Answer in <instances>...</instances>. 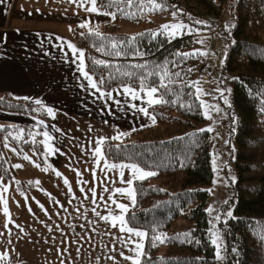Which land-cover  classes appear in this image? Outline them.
I'll return each instance as SVG.
<instances>
[{
    "label": "trees",
    "instance_id": "16d2710c",
    "mask_svg": "<svg viewBox=\"0 0 264 264\" xmlns=\"http://www.w3.org/2000/svg\"><path fill=\"white\" fill-rule=\"evenodd\" d=\"M157 2H162L166 8H183L185 20L191 16L192 23L201 29L214 30L231 14L233 27L226 67L235 73L233 100L237 122L233 137L237 144L238 179L230 199L233 217H229L226 223L221 220L217 224L218 231L223 234V259L220 262L264 264V0ZM108 3L109 0H98V6ZM141 3L147 4V0H136L132 7L123 0L118 6L101 10L116 12L118 19L141 23L148 12L147 7L142 11L139 9ZM118 8L136 15L128 18ZM195 20L205 23L196 24ZM99 32L102 34L100 38L78 27L72 35L86 51L89 73L98 81L104 78V84L100 86L103 91L122 84L138 88L141 75H147V82L157 86L163 69L169 73L165 79L168 90L161 88L157 93L168 102L150 107L156 118L155 124L135 130L121 140H108L104 146L110 162H135L156 172L154 177L163 180L156 185L150 184V178L135 182L137 203L127 215L135 217L132 226L148 232L142 264H217L216 246L211 243L210 236L213 224L206 211L210 197L208 186L214 178L210 133L199 128L205 117L199 100L191 95L195 92L191 86L195 55H178L189 53L187 49L192 38L172 39L164 33L152 37L150 33L154 31L151 30L129 35L122 33L117 25L108 24L104 31ZM134 36L136 39L131 40ZM111 38H116V50L121 51V55L97 51L101 45L105 51H116L111 48ZM94 60L104 63L97 65ZM128 71L135 75L132 78L123 75ZM177 72L179 77L174 75ZM0 111L48 119L45 107L12 95L0 98ZM19 130H23L22 138L16 139ZM29 132L38 133L35 143ZM6 138L12 139L21 153L37 149L43 162L41 133L29 127L0 124V176L15 183L19 189L33 188L35 184L15 178L14 167L5 155ZM153 228L156 232L152 231ZM161 233L166 234L167 239L163 243L157 241L153 246L152 237ZM162 248L165 252L160 254Z\"/></svg>",
    "mask_w": 264,
    "mask_h": 264
},
{
    "label": "crops",
    "instance_id": "0c3cea01",
    "mask_svg": "<svg viewBox=\"0 0 264 264\" xmlns=\"http://www.w3.org/2000/svg\"><path fill=\"white\" fill-rule=\"evenodd\" d=\"M78 2L0 0V97L12 95L33 103L38 99L45 108L52 107L56 112L54 119L49 116L42 119L25 113L0 111V124L32 128L41 133V140L43 131L54 137L52 144L58 149L56 153L45 154L43 147V162L51 168L43 177L57 176V171L63 179L73 173L80 176L86 170L97 174L93 155L97 139L107 137L108 141L118 132L130 134L153 125L150 117L154 115L146 104L140 100L131 102L122 94L121 87L104 91L112 95L110 98L103 97L88 86L87 80L78 71L79 60L67 44L71 42L84 50L85 63L86 51L75 41L73 30L81 23H88L91 27L101 25L104 20L102 14L89 13L78 7ZM131 103L148 107L149 116L135 111ZM41 120L43 125L39 124ZM4 148L16 158L15 165H22L15 167L21 179H33V168L23 157L27 154L33 156L35 151L38 156L31 157L29 161L37 167L39 159L42 163L38 150L31 148L21 153L10 138L5 139ZM13 148L16 151H12ZM100 165L104 162L101 161ZM0 185L8 189L3 195L10 213V218L6 217L3 203H0V255H13L14 264H50L49 257L54 253L52 247L65 239L54 234L55 231L68 234L63 223L75 220L71 217V203L66 205L70 201V188L48 187L45 189L46 200H40L44 188H37L27 195L15 183L1 176ZM97 188L103 190L101 187L89 189L97 193ZM84 190L78 193L83 194ZM52 194L56 197L47 201ZM57 197L62 200H57ZM79 205L82 210V205ZM94 255L95 252H92L89 262Z\"/></svg>",
    "mask_w": 264,
    "mask_h": 264
},
{
    "label": "rangeland",
    "instance_id": "374dc122",
    "mask_svg": "<svg viewBox=\"0 0 264 264\" xmlns=\"http://www.w3.org/2000/svg\"><path fill=\"white\" fill-rule=\"evenodd\" d=\"M159 3V2H158ZM176 11L177 16L174 18L172 12ZM183 8H166L163 10L149 11L146 14V19L141 23H133L128 20L118 19L116 17L113 20L110 16L103 15V22L101 25L91 26L93 30L104 31L106 25H117L122 33L135 35L146 30H151L154 32H159L160 28L164 24H172L183 21L185 24L189 25L191 31L184 30L182 33H178L175 37L169 36L166 32L164 34L168 35L172 39L180 37H191L192 42L187 49L189 53H193L195 50L199 49L203 52H207V55H195V71L193 75V82L198 81L199 86L208 93L207 95L201 96V99L206 101L211 105H218L220 108L219 112L212 110L210 115L211 119L207 118L205 115V120L200 124L199 128L207 130L212 128L210 133V151L212 153V165L213 160L216 161V170H214V178L212 183L208 186L210 191L209 201L207 203L206 209L209 206H213L216 209L211 215L212 224L215 223V228L217 229V224L224 220L226 221L229 217L226 216V212L231 210L233 212V204L231 203V195L233 191V185L238 179V172L236 167L235 156L237 152V144L233 137V129L235 128L237 122V111L233 100V88H234V77L235 73L227 69V56L229 48V37L232 36L233 21L231 14L227 15L225 20L214 30L201 29L192 23V19L185 20V15ZM111 12V11H110ZM212 20L215 21L211 17ZM88 30V28H83ZM198 40H203V43H198ZM219 88L224 90V96L228 99L229 103L226 104L224 99L221 98L220 92L216 91ZM230 89L231 91H227ZM3 96V95H2ZM1 96V97H2ZM0 97V98H1ZM203 114L204 109L202 108ZM5 155L8 161L14 167L15 173L18 180L20 177L16 171L14 160L16 158L11 154L7 153L5 149ZM19 154V152H17ZM32 154H27L29 159L27 163L32 166L34 177L30 180L31 187L21 188L22 192H26L27 195L32 191L35 192L37 188H44V192L40 194V200H46L47 195H45V189L53 186H65L70 188V194L68 199L70 200L66 205H70L72 212V218L75 219L73 222L66 221L63 223L67 229V233L62 235L55 231L54 234H58L65 238L63 243L55 244L52 247L53 256L49 257L50 264H130V261L124 260L120 255L121 252L124 255H132L129 252L128 247L120 244L118 237H123L125 234L119 232L118 227H111L109 222H105L96 215L99 212L101 215H108L109 210H114L118 214L119 209L111 203L109 196L112 195V190L116 187H126L127 185L121 184L119 182V170L109 171L105 169L104 165H99L100 167H95L98 170L95 177L90 174L91 170H86L80 174V176L74 173L70 176L65 175V178L69 181V185L64 183L65 178L59 176H45V173H49L51 168L46 162L40 163L36 167L29 161L31 157H37L36 152ZM39 158V157H38ZM26 161V160H25ZM121 163V162H116ZM126 163V162H123ZM142 167V166H141ZM143 168V167H142ZM46 169V170H45ZM146 171H152L144 168ZM95 171V170H92ZM124 179L127 180L131 173L129 170L125 169ZM86 172V173H85ZM154 172V171H153ZM51 177V178H49ZM232 177H235V181H232ZM150 178V184L156 185L160 184L163 180L158 177H148ZM25 180V179H21ZM37 181L39 183H37ZM115 181V183H113ZM215 182V183H214ZM91 187H101L103 190L97 188V193L95 198ZM135 187V184H134ZM111 189L105 191L104 189ZM81 189H85L84 193ZM23 193V195H26ZM56 197V194L49 195L47 201H52ZM101 197L103 199H101ZM57 200H62L61 197H57ZM119 203H124L130 205V200L120 194H116L114 197ZM95 199V202H93ZM228 201L227 204L224 201ZM79 203L82 205V210L79 209ZM79 205V206H78ZM81 208V207H80ZM131 208V207H130ZM79 209V210H78ZM95 209V212L93 211ZM78 212L76 213V211ZM75 214V215H74ZM219 214L221 220L219 222L213 221V216ZM71 215V214H70ZM85 216V219L83 218ZM77 220V222H76ZM71 224V225H70ZM140 228V227H137ZM213 228V226H212ZM59 229V228H58ZM141 230H145L140 228ZM57 230V227L55 228ZM218 230V229H217ZM146 231V230H145ZM221 240L220 246L223 243V234L220 232ZM147 239V238H146ZM146 239L144 241V251L146 245ZM94 247V250L91 248ZM131 247V246H129ZM113 249H115L113 251ZM79 250V251H78ZM95 252L93 260L89 262L88 258ZM165 252V248L160 250V254ZM109 257H114L110 259ZM87 258V259H86ZM143 259V257H142ZM13 255L7 257L0 261V263L14 264ZM217 264H221L218 260Z\"/></svg>",
    "mask_w": 264,
    "mask_h": 264
},
{
    "label": "snow or ice",
    "instance_id": "6c2138e0",
    "mask_svg": "<svg viewBox=\"0 0 264 264\" xmlns=\"http://www.w3.org/2000/svg\"><path fill=\"white\" fill-rule=\"evenodd\" d=\"M73 2H76V0H73ZM123 0H109V3L107 5H100L98 6V0H79L78 2V7L84 8L86 12L89 13H97V14H102L106 16H110L113 20L116 19V12H110V11H102L101 9L104 8H111L113 6H118L120 3H122ZM136 4V0H127V6L132 7ZM147 7L149 11H156V10H163L165 5L162 2H157V0H147V4L141 3L139 6V9L142 11L143 8ZM118 10L126 17L128 18H133L135 17L136 13L134 12H128L125 11V9H120ZM173 17L175 18L177 16V12L173 11L172 12ZM189 19H192L191 16H189ZM196 24H203L205 23L204 21L201 20H195L194 21ZM81 28H88V31L90 34H94L96 37L100 38L102 37V34L97 30L93 31V29L89 26L88 23H81L79 25ZM71 30V28L69 29ZM184 30L191 31V28L189 25L185 24L183 21L177 22V23H172V24H164L161 26L159 32H151L150 35L152 37H156L158 34H163L167 33L171 37H175L178 33H182ZM84 33H81V36H83ZM136 37H131V40H135ZM112 43H111V48L113 50L118 49V42L116 41V38H111ZM198 43H203V40H198ZM95 46V45H94ZM67 47L71 50V52L77 56V59L79 60L78 63V71L81 73V75L84 77L85 80H87L88 86H90L92 89H95L97 92L100 93L101 96L110 98L111 93L109 92H104L101 89V85L104 84V78L101 77L98 80H96L93 75L89 73L87 70V65L85 63V52L83 49L78 48L75 44L69 42L67 44ZM97 51H104L106 55H116L119 56L121 55V51L116 50L113 52H108L105 51L103 45L97 48ZM207 55V52H203L199 49L195 50L193 53H178V55ZM94 63L97 65H101L104 62L101 60H94ZM136 67H146L145 65H137ZM160 67V66H157ZM152 74V73H150ZM123 75L128 76L129 78H132L135 74L131 71L124 72ZM175 76L179 77L180 73H174ZM169 77V73L167 69H163V74L160 76V83L157 86H152L150 85L147 80L148 77L147 75H141L138 77L139 79V87H133L131 84H122V94H125L128 98H130L131 102H135L137 100H140L142 104H146L148 107H151L155 104H161V103H167L164 99L163 95H160L159 97L157 96V93L160 91L161 88H164L166 91L168 90V86L165 83V79ZM191 86L195 88V92L191 93V95H194L197 100H199L200 106L204 109V115L211 119V111L215 110L216 112L220 111V108L218 105H211L208 104L206 101L201 99V96L207 95L206 93L200 86L199 82H191ZM216 91L220 92L221 98L224 99V102L226 104L229 103L228 99L224 96V90H221L219 88L216 89ZM227 91H231L230 89H227ZM143 94V95H142ZM146 98V99H145ZM35 103L37 105H41L42 107V101L36 100ZM119 103V101H117ZM135 111H138L140 113H143L145 116H149L148 112V107L144 106H138L135 103H131L130 105ZM189 108L191 105L188 106ZM46 113L49 117H52L53 119L56 116V112L53 110L52 107H46ZM151 121L153 124L156 122L155 116L150 117ZM39 124L43 125L44 121L41 120L39 121ZM56 131H60V129H55ZM135 130V129H133ZM207 131H212V128L207 129ZM22 133L23 130H19L18 135L16 136V139H21L22 138ZM38 133H33L29 132L28 135L33 137V143H35V137ZM43 140L41 143L43 144V147L45 149V154H54L58 151L57 148H55L52 144V141L54 140V137L48 132V131H43ZM129 135L127 132H118L117 135L112 136L110 139L112 140H121V137H125ZM7 139V138H6ZM108 138L107 137H100L95 141V147L93 149V155L95 158V163L97 167H99L101 161L104 162V167L105 169L109 171H115L119 170V182L121 184L127 185L126 187H116L114 190H112V195L109 196V200L113 205L116 206L117 209H119L118 214L114 212V210H109L108 215H101L99 212H96V215L100 217L101 220L105 222H109L111 227L119 229V232L122 234H125L123 237H118V241L120 244L124 245L125 247H128V250L132 255H124L123 252L120 253V255L124 258L126 261H130V264H142V257L145 256V251H144V241L148 237V232L145 230H141L140 228H137L135 226H132V221L135 219L134 215L132 217H128V213L130 210V207H135L137 200V190L134 187V184L136 181H143L147 179L148 177L157 175L156 172L153 171H146L144 168H142L139 164L135 162L131 163H116V162H109L106 156L105 152V142ZM5 147H8L7 144H5ZM119 147V145L117 146ZM12 151H16V149H11ZM25 160H28L29 157L25 155L23 157ZM38 166V165H37ZM15 167L20 168L22 165H15ZM216 161L215 159L213 160V169L216 170ZM125 169L129 170L131 175L130 177L125 180ZM46 170V169H45ZM57 176H60L61 174L57 171L56 172ZM93 176L95 177V173L93 172ZM232 181H235V177L231 178ZM37 183H39L37 181ZM64 183L66 185H69V181L65 178ZM115 183V181H113ZM215 183V182H214ZM70 187V185H69ZM105 191H109L108 188L104 189ZM8 189L7 187H3L0 185V203H3V211L6 217L10 218V213L8 209V202L7 199L4 197L3 193L7 192ZM83 191V189H81ZM208 191H211L209 189ZM93 198H95V190H92ZM116 194H120L121 196H124L130 200V205L124 204V203H119L114 197ZM101 199H103L101 197ZM93 202H95V199H93ZM225 204L228 203V201H224ZM95 212V209H93ZM209 215L211 216L214 212H216V209L213 206H209V208L206 210ZM227 217H233V212L231 210L226 212ZM221 220V216L219 214L213 216V221L214 222H219ZM227 221H225L226 223ZM153 232H156V228L152 229ZM210 236H211V243L216 246V258L218 260L223 259L221 256V246H220V232L215 228V223L213 224V228L210 229ZM167 239L166 234L161 233L159 235H154L152 237V245L155 246L156 242L159 241L160 243H163ZM262 239H264V236H262ZM131 246V247H129ZM115 249H113L114 251ZM79 251V250H78ZM235 251V249H233ZM110 259H114V257H109ZM0 259H7V254L0 255Z\"/></svg>",
    "mask_w": 264,
    "mask_h": 264
}]
</instances>
